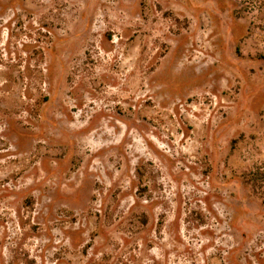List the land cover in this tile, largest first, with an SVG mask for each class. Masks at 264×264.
<instances>
[{
  "label": "rangeland",
  "instance_id": "374dc122",
  "mask_svg": "<svg viewBox=\"0 0 264 264\" xmlns=\"http://www.w3.org/2000/svg\"><path fill=\"white\" fill-rule=\"evenodd\" d=\"M264 0H0V264H264Z\"/></svg>",
  "mask_w": 264,
  "mask_h": 264
},
{
  "label": "trees",
  "instance_id": "16d2710c",
  "mask_svg": "<svg viewBox=\"0 0 264 264\" xmlns=\"http://www.w3.org/2000/svg\"><path fill=\"white\" fill-rule=\"evenodd\" d=\"M246 184L256 193L264 195V168L256 167L244 175ZM264 198V196H263Z\"/></svg>",
  "mask_w": 264,
  "mask_h": 264
}]
</instances>
